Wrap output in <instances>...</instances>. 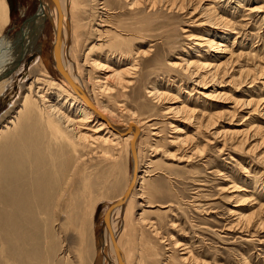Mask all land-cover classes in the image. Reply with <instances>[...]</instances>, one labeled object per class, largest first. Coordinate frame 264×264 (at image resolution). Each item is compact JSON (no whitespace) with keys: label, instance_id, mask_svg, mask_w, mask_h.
Here are the masks:
<instances>
[{"label":"bare ground","instance_id":"bare-ground-1","mask_svg":"<svg viewBox=\"0 0 264 264\" xmlns=\"http://www.w3.org/2000/svg\"><path fill=\"white\" fill-rule=\"evenodd\" d=\"M204 1L44 0L43 6L38 9L31 22L27 23L23 33H20L18 38L7 41L3 35L4 24L8 21L7 8L5 1L0 0V43L8 44L10 48L0 55V96L12 88L14 83L12 73L20 63L24 62L26 56L35 50V53L38 54L39 51L42 52L41 46L39 47L36 43L43 32L47 18L53 24L56 68L62 79L61 82H56L40 62L35 63L24 76L26 82L20 86L21 98L16 104L17 107L13 109V114L8 113V118L0 117V264H49L48 261L50 262L54 255L53 229L57 223H55L56 210L66 220H69V217L66 218L69 214H75V211L79 210L91 217L90 213L93 210L91 198L93 194H101L99 186L103 182L102 174L94 171L87 172L82 161L99 155L112 157L116 162L122 152H126L128 155L130 172L121 193L112 203L114 220L111 233L108 235L106 230L111 211L109 209L106 216L103 214L106 232L101 243L95 247V251L92 250L90 238L88 239L87 235H79L81 234L79 232L82 244L81 258H84L83 255H85L87 260L90 255V260L93 257L90 264L93 262L94 264H149L151 256L156 255L154 247L150 246L151 241L143 240V237L146 238L149 235L145 236V229L143 230L139 224V222H143L140 221L142 217L135 219V222L131 221L134 222L132 224L134 227L130 225L131 231L134 233L136 229L141 230L140 242L136 239L137 235L134 238V240H138L135 241L139 243V246L132 248L134 250L131 257L124 256V250L121 247H123L122 239L128 230L127 226L129 227L128 215L131 209H134L132 200L139 198L142 200L139 205L144 206L142 205L146 202L144 198L146 195H150L144 185L147 183L146 176L157 173L154 171L155 169H152L154 161L151 156L160 150L158 148L160 142L165 140L162 135L163 131L158 125L159 121L150 122L146 119L136 121L131 118L121 123L116 122L114 117L121 114H130L132 117V114H135L134 110L124 105L126 102L124 103L125 100L122 99L123 91H128L129 98L133 101H138L142 96L139 95V86L136 82L126 79L130 74H135L136 58L143 57L144 61H151V63H155L161 58L160 49L156 47L153 49V44H148L145 49V45L149 42L148 38L151 36L145 33L150 31L151 25L159 28L162 23H166L168 17L161 14L162 10L169 13L186 11L185 8H190L189 14H191L200 7L197 14L202 16V19L197 24L208 27L203 30L198 42L194 43L192 51L177 54L174 56L176 60L172 59L166 63L168 72L173 75L168 80L173 82L174 78L182 81L196 77L197 79L195 78L192 83L200 85L205 77L215 79L228 72L231 64L236 61L228 41L231 40L234 44L239 35V31L235 30L239 24L233 17L225 15L226 6L223 3L225 0H207L206 3ZM256 1L236 0L234 10L237 12L239 8L249 5L243 10H247V13L242 16L254 19L262 11L260 4L252 5ZM122 10L127 12L128 18H121L123 15H120L121 17H119L125 21L118 19L116 24L112 23V15L116 16L118 12L121 14ZM235 12L233 15L236 14ZM160 29L159 31H161ZM135 33L139 34L135 37L142 41H138L140 43L137 46L125 44V35L133 36ZM163 34L161 31L162 48L169 54L173 51L176 52L177 47L174 46L175 41L171 34L168 32ZM104 37H108L109 40H104ZM110 41H115V43L110 45L108 50L111 53L117 52L116 60L113 62L106 57L94 54L95 49L106 50L104 46L106 47ZM250 50L245 54H250L254 49ZM240 52L237 53L241 55ZM253 54L254 57L250 56L253 59L252 62L254 60L264 61V52L254 51ZM230 58H232L231 61ZM240 61H237V68L235 67L236 78L244 76L245 79L252 77L251 80H253L264 74V62H254L250 67L249 64H241ZM88 69L101 73L91 77L90 74H86L89 72ZM229 77L233 78V76ZM145 93L151 101L159 104L163 100L167 102L173 99L171 92H168L165 86L160 88L151 85L145 90ZM222 94L220 93V95ZM249 98H247L246 104L262 105L264 103L262 97H258L256 100L250 96ZM174 102L172 100L173 105L164 109L166 113H169L165 116L172 121L176 120L178 116H182V120L193 124V128L196 130L201 127L210 128L215 124V115L222 112V109L217 108L213 113H206L207 115L201 120L204 114L196 115V108L188 106L183 103L184 101L180 102V105H175ZM10 109L12 110V108ZM172 121L166 120L172 127V133L177 135L171 137L167 144L178 143L181 148L189 145L190 134L181 135L179 132H183V130L177 125H173ZM221 134L225 135V133ZM252 134L254 135V133ZM191 137H193L192 134ZM139 144H142L145 153V163H142L141 155L143 153H140ZM249 150L251 151V148ZM260 156L263 158L262 155ZM180 157L184 158V154ZM189 157L186 156L184 160H188ZM114 162L112 166L115 168L117 164ZM142 164H145L144 169H141ZM75 170L81 173L76 175L75 190L72 192L71 187L69 188V180L76 173ZM109 176H113L112 171ZM119 186H121V178L114 181V187ZM96 198L99 199L97 196ZM146 203L147 206L150 205L148 202ZM246 215L238 213L234 219V221L236 220L235 225H239L238 227L241 228L240 224ZM250 217L252 214L249 218L246 216V219L249 220L246 222L248 226L252 222ZM79 221L81 220L79 219ZM87 221L89 223V218ZM79 223L78 225H81ZM246 223L244 222L245 225ZM88 228L87 230H89ZM83 232L84 230H82V234H85ZM45 246L48 248L44 252L43 247ZM172 247L181 250L179 262L172 261L173 251H168L170 253L163 257L161 264L189 262L197 264V258L193 256L192 249L187 243L175 241ZM145 251L146 255L143 253Z\"/></svg>","mask_w":264,"mask_h":264},{"label":"rangeland","instance_id":"rangeland-1","mask_svg":"<svg viewBox=\"0 0 264 264\" xmlns=\"http://www.w3.org/2000/svg\"><path fill=\"white\" fill-rule=\"evenodd\" d=\"M4 1L6 3L8 21L4 24L3 35L7 41H11L18 38L20 33H23L27 23L31 22L38 9L43 6L44 0ZM208 1L205 0L204 2ZM223 3L226 6V12L223 11L225 15L233 17L238 22L237 24H239L235 29L239 31V35L235 39L234 44L231 40L228 41L230 49L235 54L234 60H236L228 69L229 73L226 72L225 75L215 79L208 77L207 79L205 77L206 79L204 78L203 83L200 85H196L195 82L192 83L196 77L191 80L185 79L182 81L174 78L173 82L168 80L173 75L168 72L166 63L169 60H174V56L177 54L180 55L187 51H192L194 43L198 42V38L202 35L203 30L208 28L207 25L197 24L202 19V16L197 14L199 7L195 13L192 12L191 14H189L191 12L190 8H185L186 11L181 10L169 13L162 10L161 14L164 17H168L166 23H162L163 26L161 25L159 28L151 25L150 31L145 33L148 36L151 35L148 38L149 42L145 45V49L148 44H153V49L154 47L160 49L161 58L155 63H151V61H144L143 57H137L135 60V65L137 66L135 74H130L129 77H126V79L136 82L137 86H139V95L141 94L142 96L138 101H133L129 98V92L123 91L124 96L122 99L125 100L124 103L126 102L124 105L134 110L135 114H132V117L130 114L117 115L114 117L115 121L123 123L122 121L131 118L136 121H144L145 119L150 120V122L159 121L158 125L162 128V135L165 140L160 142L161 144L158 147L160 150L151 156L152 161H154L152 169H155L154 171H157V173L152 176H146L147 183L144 185V187L146 186V190L150 192V195H146L144 199L151 206H147L146 202L142 204L144 206H140L139 204L142 200L139 198L131 202L134 209H131L128 215L129 227L127 226L128 230H126L122 239L123 247L121 248L124 250V256L129 255L131 257L134 250L132 248L139 246V243L136 241L139 240L140 242L141 240L139 235L141 230L138 231L136 229L134 233L131 231V228L134 227L132 225L135 222L134 220L142 217L140 221L143 222H139V224H141L143 230L145 229L146 235H144H149L146 237L147 239L145 237L142 239L146 240V242L151 241L150 246L154 247V254H156L153 257L151 256L149 264H161L163 257L171 251H173L172 261L177 260L179 262L181 250L172 247L175 241L187 243L190 246L193 256L197 258V264H264V103L262 105L246 104V101L250 99L249 96L253 97V100H256L258 97L264 99V74L253 80H251L252 77L245 79L244 76L239 78H236L237 75L235 76L237 61L241 60V64L247 63L251 67L252 63L258 62L255 60L252 62L253 59L251 57L255 56L253 54L254 51L264 52V0L253 2L252 5L260 4L259 6L262 9L254 19L242 16L247 13V10H243L249 5L243 6L235 12L236 0H225ZM234 12L236 14L233 15ZM119 13L116 16L112 15V23L116 24L118 19L125 21L124 19L128 18L127 12L125 13L122 10L123 14ZM120 15L123 16L121 17ZM119 16L121 18L124 17V19H121ZM246 22L248 23L245 24ZM44 24L43 32L36 43L39 47L41 46L40 50L43 53L40 51L39 54L35 53L36 50L29 53L24 62L20 63L13 71L14 83L12 84V88L0 96V117L2 118H8L9 114H13V109L17 107L16 104L21 98L22 90L20 86L26 82V77L24 76L35 63L40 62L49 76L54 78L56 82L62 81L56 68L53 24L49 18L46 19ZM159 29L162 31V34H165V32L170 33L175 41L174 46L177 47V50L176 52L173 51L175 53L172 52V55L162 48L160 38L162 35H160L161 31ZM110 35L112 36V34ZM135 35L139 34L135 33L133 36L125 35V44L137 46L140 43L138 41L142 40L136 38ZM103 39L109 40L108 37H104ZM114 43L115 41L107 43L106 47L104 46L106 50L103 48L101 50L95 49L94 54L106 57L111 62L115 61L117 52L111 53L108 50V47ZM249 48L254 50L250 54H245L250 50ZM8 49H10L8 44L0 43V55ZM237 52H240L241 55ZM229 60L231 61L232 58ZM261 62L264 61L258 63ZM88 71L86 74H90L91 77L101 73L100 71L92 72L89 69ZM251 74H253L252 71ZM229 76H233V78ZM151 85L160 88L165 86L168 92H171L175 105H180L184 101L183 103H186L188 106L196 108V115L200 116L201 113L204 114L201 120L208 113H213L217 108L219 110L222 109V112L218 113L217 116L215 115V124L210 126V128L201 127L202 129L196 130L193 128V124L184 122L181 118L182 116H178L176 120L172 121L165 116V114L169 113H166L164 110L167 106L173 105L172 100L167 102L163 100L160 104L151 101L145 93V90ZM217 92L218 94H215ZM220 93L223 94L220 95ZM204 110L207 112L205 111L204 113ZM166 120L168 122L172 121L173 125L180 127L183 130V132H179L181 135L190 134L189 145L181 148L178 143L174 145L167 144V141L177 134L172 133V127H170ZM217 132H220L217 134L218 136L215 134ZM221 133H225V135ZM238 133L239 135L237 136ZM191 134L193 137H191ZM242 137L247 139L245 140ZM139 146L140 153H143L141 155L142 163H145L146 157L142 144H139ZM250 148L251 151L249 150ZM182 154H184V158L180 157ZM186 156H190L187 158L188 160H184ZM108 157L94 155L82 161V165L86 167L87 172L94 171L100 175L102 174L101 178L103 182L99 186L101 194H93L92 200L90 199L91 206H93V210L90 213L91 217L79 210L75 211V214H69L66 217H69V221L68 219H63L60 212L56 210L55 223H57L54 226L55 229H53L55 240L53 247L54 255L50 259V262L48 261L49 264H90L93 261V257L92 260H90V255L87 260L85 255H83L85 259L81 258L80 250L82 249V244L80 243L81 237L79 235H87V238H90L89 241H91L92 250L94 251L95 247L101 243L106 230L108 235H110L114 220V206H112V203L122 191L130 172V164L126 152H122L120 158L116 159V162H114L112 157ZM113 162L117 164L115 168L112 166ZM144 165H141V169H144ZM110 171L113 172V176H109ZM75 172L69 180V188L71 187L72 192L75 190L76 175L81 173L76 170ZM117 178H121V186L114 187V181ZM93 198L97 200L93 201ZM109 209L111 211L109 212V220L107 221L105 230L104 218ZM140 213H142L141 216H139ZM238 213L247 214L248 218L252 214L254 221L250 217L252 224L250 223V226H248L246 222L249 220L245 216V218L243 217L242 224H240L241 228H239V225H235L236 220L234 221ZM87 218H89V223ZM79 219L83 222L79 221ZM132 220L134 222H131ZM78 223L81 225H78ZM243 224L244 226H241ZM82 230H84L83 233L85 234H82ZM135 235H137V238ZM134 238L138 240L135 239V241ZM135 243L137 245H134ZM47 248L48 246L43 247L44 252ZM146 251L148 252V250ZM146 251L143 252L145 255ZM130 257L127 258L129 259ZM91 264H94V262ZM184 264H191V262Z\"/></svg>","mask_w":264,"mask_h":264}]
</instances>
